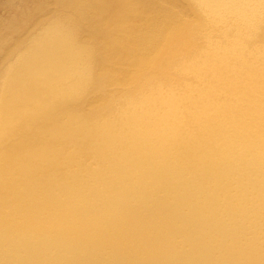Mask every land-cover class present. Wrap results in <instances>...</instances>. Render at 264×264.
Returning a JSON list of instances; mask_svg holds the SVG:
<instances>
[{"label": "bare ground", "instance_id": "6f19581e", "mask_svg": "<svg viewBox=\"0 0 264 264\" xmlns=\"http://www.w3.org/2000/svg\"><path fill=\"white\" fill-rule=\"evenodd\" d=\"M8 8L0 264H264V0Z\"/></svg>", "mask_w": 264, "mask_h": 264}, {"label": "rangeland", "instance_id": "374dc122", "mask_svg": "<svg viewBox=\"0 0 264 264\" xmlns=\"http://www.w3.org/2000/svg\"><path fill=\"white\" fill-rule=\"evenodd\" d=\"M20 0H0V30L6 26L8 17L13 16V11L8 7H17Z\"/></svg>", "mask_w": 264, "mask_h": 264}]
</instances>
